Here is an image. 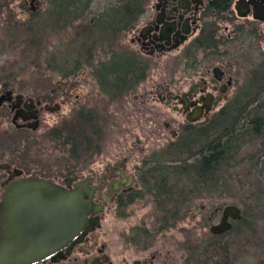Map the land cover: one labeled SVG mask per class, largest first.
I'll list each match as a JSON object with an SVG mask.
<instances>
[{"label":"flooded vegetation","instance_id":"1","mask_svg":"<svg viewBox=\"0 0 264 264\" xmlns=\"http://www.w3.org/2000/svg\"><path fill=\"white\" fill-rule=\"evenodd\" d=\"M1 1L39 25L50 5L79 30L72 69L59 73L70 82L60 96L29 93L13 82L19 78L0 88V129L25 137L30 150L37 144L44 156L52 149L74 160L61 183L52 172L33 169L19 149L0 156V205L7 191L37 180L67 190L82 184L91 206L81 233L34 264H264V53H248L245 31L247 25L264 30V0H152L134 30L133 23L125 26L123 0L107 3L84 28L98 0ZM1 16L4 31L8 19ZM110 18L117 28H103ZM167 62L186 66L189 78L150 83L139 77L143 67L160 70ZM67 95L75 96L70 143L62 125L38 135L44 115L59 112ZM232 111H241L232 123L237 127L222 128ZM112 115L117 124L118 116L134 121L124 124L130 131L119 155L92 157L101 153ZM83 121L94 128L86 129L85 141L78 134ZM145 133L152 142H143ZM141 211L139 231L121 237L116 262L96 234L111 212L135 228L131 218ZM2 235L0 220V241Z\"/></svg>","mask_w":264,"mask_h":264},{"label":"rangeland","instance_id":"2","mask_svg":"<svg viewBox=\"0 0 264 264\" xmlns=\"http://www.w3.org/2000/svg\"><path fill=\"white\" fill-rule=\"evenodd\" d=\"M63 1L64 0H61L60 3L63 4ZM113 1L114 0L96 1L94 8L90 11V15H88L86 20L81 23L82 28H84L86 22L91 23L92 19H95V24L97 22L96 16L98 15V11L106 8L107 3L109 4V2ZM123 1L124 3L131 2L130 0ZM151 1L152 0H141V11L144 14H141L139 18L136 19V24L133 27V30L139 26L143 17L147 15L148 7ZM51 2H54V0ZM49 6L50 5L46 6V9H48L45 13L44 19H40L41 23L39 25V19L31 20V22L26 21L27 18L25 16L19 15L18 11L12 8L13 5H11L10 1H4L2 4V1L0 0V8H4L0 11V23L2 24L1 21L3 17L1 15L3 13L4 20L8 19L7 22L5 21L6 24L3 23L2 28L4 31L0 27V88L3 86L2 84L10 82L11 79L19 78V80L13 82L19 84V86H23L24 88L26 87L29 93L40 94L45 92L48 96L51 92H55V96H60L62 89L67 88L70 84V82H64L62 80L63 78L59 75V72L65 75L69 74L72 69L71 64L76 59V44H74V40L75 35L78 34L79 30L76 31V27H71V21L64 20V15H62L60 19L59 16L56 15L58 13L57 10L54 8L53 11H49ZM60 8L63 9L65 6H60ZM118 8V5H114V9L118 10ZM18 21L24 22L21 24ZM105 24L106 25L103 26V28L109 30L117 28L118 25L116 21L111 18L108 19ZM103 28L101 27L100 29ZM25 29V33H29L27 36L21 33ZM245 31H247L248 40L250 41L246 45V47H248V53L250 52L254 54V56L255 54L264 53L263 28L259 26L256 27L254 25H247ZM98 44L106 46L107 41L100 40ZM47 51H49L48 54ZM261 64L262 61H257V68H260ZM145 67H143L142 74L140 72L139 77H141L143 81H149L150 83L161 82L164 78L168 81H174L176 79V81L185 82V79L189 78L186 66L183 67L181 64L174 62H167V64L163 65L160 70L155 69V67H152V69L150 68L151 70ZM23 79L24 83H21V80ZM142 89H139L138 95L142 93ZM67 97L68 104L65 102L59 112L44 115V122L40 127V130L37 132L38 135L44 136L45 133L48 135L49 131H55L63 123L71 122L70 111L72 104L75 103V96L67 95ZM86 99L87 98L81 99L80 102H86ZM240 112H229V114L226 115L227 117L223 118L224 124L220 126L222 128H230V126H232V122L239 119L237 113ZM235 116H237L236 119H234ZM118 117L122 119L119 124L116 122L117 116H111L108 127L109 131L108 133L105 132L106 135L104 140L101 144H99L101 153L98 154L94 152L92 157L100 156L101 159H113L118 157L120 146L125 140V136L130 131L126 127L128 124L132 127V123H134L133 119L131 120V123L127 116ZM144 117L147 118V113H144L141 120H144ZM124 124L126 127H124ZM229 133H231V131ZM145 136H147L146 133L143 135L144 143L152 142H145ZM26 140L27 139L25 137L16 136L12 131L0 129V156L11 157L15 151L19 149L21 154H24L25 157L32 160L31 163H34L32 166L33 169L40 168L44 172L50 171L58 177L61 183H64L63 177L69 176V170H71L74 162V160H72L73 158L71 159L70 156L60 154L58 152L52 153V149L48 150L51 144L49 147L48 144H45V148H48V152L45 156L41 154L39 150L40 147L37 144L34 148H32V150L28 151L30 146L26 145ZM134 140L133 136L131 141L134 142ZM62 144V142L59 143V145ZM143 215L144 211H141L132 216L131 224L135 227L133 228L125 226V224H123L118 218V213L111 212L103 222L102 228L97 232L96 236L102 238L101 241L109 245L110 252L113 254V259L116 262L120 260L119 253L121 237L129 234L131 230L133 235L136 231H139V227L136 228L135 223L141 221Z\"/></svg>","mask_w":264,"mask_h":264},{"label":"water","instance_id":"3","mask_svg":"<svg viewBox=\"0 0 264 264\" xmlns=\"http://www.w3.org/2000/svg\"><path fill=\"white\" fill-rule=\"evenodd\" d=\"M57 109L55 106L50 111ZM90 209L82 184L67 190L30 180L10 189L0 205V264H34L64 248L84 229Z\"/></svg>","mask_w":264,"mask_h":264},{"label":"trees","instance_id":"4","mask_svg":"<svg viewBox=\"0 0 264 264\" xmlns=\"http://www.w3.org/2000/svg\"><path fill=\"white\" fill-rule=\"evenodd\" d=\"M130 1L131 2H126L125 7H124L125 19H126L125 20V26L127 29L131 28L132 23H133V27H134L136 24V22H135L136 19L139 18V16L143 13L141 11V0H130ZM48 53H49V51H47V54ZM59 73H61V72H59ZM262 113L264 115V111H262ZM262 113H260V114H262ZM234 119H236V116ZM235 121L236 120H234L232 123L235 124ZM62 126L64 127L62 130V132H64L63 135L67 136L66 141L70 143L71 135H72V132H71L72 129L71 128L73 127V123H72V121L71 122H65L62 124ZM79 126H80L79 127L80 131L78 133L79 137L81 140L85 141L88 139L86 129L89 128L92 130L94 128L91 126V124L89 122H84V121ZM235 126L237 127V124L234 126H231V127L236 128ZM228 134H230V133H228ZM58 136H59L60 141L63 140L62 136H60L59 134H58ZM48 141L50 142V138L48 139ZM29 150L30 149H28V151Z\"/></svg>","mask_w":264,"mask_h":264}]
</instances>
